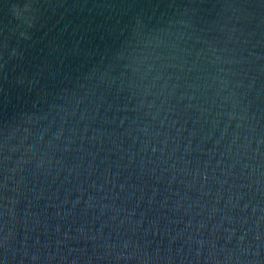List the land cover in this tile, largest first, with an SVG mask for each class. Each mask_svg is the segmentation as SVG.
<instances>
[{
  "label": "water",
  "instance_id": "95a60500",
  "mask_svg": "<svg viewBox=\"0 0 264 264\" xmlns=\"http://www.w3.org/2000/svg\"><path fill=\"white\" fill-rule=\"evenodd\" d=\"M0 264H264V0H0Z\"/></svg>",
  "mask_w": 264,
  "mask_h": 264
},
{
  "label": "clouds",
  "instance_id": "9594fccd",
  "mask_svg": "<svg viewBox=\"0 0 264 264\" xmlns=\"http://www.w3.org/2000/svg\"><path fill=\"white\" fill-rule=\"evenodd\" d=\"M12 13H13V15H14L15 17H19V16H20V12L16 9V7H13V8H12ZM25 23H29V22H28V21H25ZM29 26H31L30 23H29ZM20 35H21V36H24L25 33H24V32H21Z\"/></svg>",
  "mask_w": 264,
  "mask_h": 264
}]
</instances>
